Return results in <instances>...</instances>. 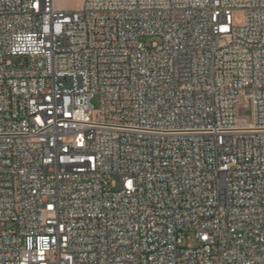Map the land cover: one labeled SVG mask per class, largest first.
I'll return each mask as SVG.
<instances>
[{
    "label": "built area",
    "instance_id": "1",
    "mask_svg": "<svg viewBox=\"0 0 264 264\" xmlns=\"http://www.w3.org/2000/svg\"><path fill=\"white\" fill-rule=\"evenodd\" d=\"M0 224V264H264V0H0Z\"/></svg>",
    "mask_w": 264,
    "mask_h": 264
},
{
    "label": "rangeland",
    "instance_id": "2",
    "mask_svg": "<svg viewBox=\"0 0 264 264\" xmlns=\"http://www.w3.org/2000/svg\"><path fill=\"white\" fill-rule=\"evenodd\" d=\"M84 0H55V6L58 10L61 11H70V10H76L79 9L82 4H83ZM235 22L240 23L241 22V15L238 14L235 17ZM159 42V39L156 37H146L143 39V43L146 45V47L151 48L152 45L154 43ZM16 62H19L18 59H15ZM93 106L95 109L99 108V98L96 97L93 102H92ZM110 181H114L117 184V188L115 190L119 189V184H120V177L118 175H113L110 178ZM8 227H10V225L7 226H2L0 224V233L5 231ZM189 239H185L184 240V245H190V246H198V241L196 239V237L193 234H188Z\"/></svg>",
    "mask_w": 264,
    "mask_h": 264
}]
</instances>
